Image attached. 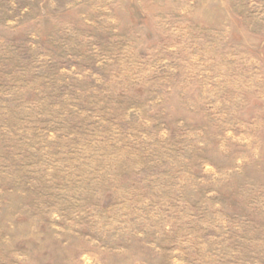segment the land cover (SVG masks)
I'll use <instances>...</instances> for the list:
<instances>
[{
	"label": "rangeland",
	"instance_id": "rangeland-1",
	"mask_svg": "<svg viewBox=\"0 0 264 264\" xmlns=\"http://www.w3.org/2000/svg\"><path fill=\"white\" fill-rule=\"evenodd\" d=\"M0 264H264V0H0Z\"/></svg>",
	"mask_w": 264,
	"mask_h": 264
}]
</instances>
